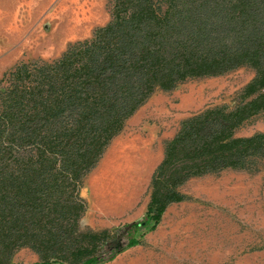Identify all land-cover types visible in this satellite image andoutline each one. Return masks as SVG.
Here are the masks:
<instances>
[{"label":"trees","instance_id":"trees-1","mask_svg":"<svg viewBox=\"0 0 264 264\" xmlns=\"http://www.w3.org/2000/svg\"><path fill=\"white\" fill-rule=\"evenodd\" d=\"M242 102L184 119L151 179L146 214L81 226L84 178L157 91L241 66ZM264 111V0H111L109 21L52 60L0 77V264H103L141 244L189 180L264 163V132L236 136ZM29 248L38 259L15 262Z\"/></svg>","mask_w":264,"mask_h":264},{"label":"rangeland","instance_id":"rangeland-1","mask_svg":"<svg viewBox=\"0 0 264 264\" xmlns=\"http://www.w3.org/2000/svg\"><path fill=\"white\" fill-rule=\"evenodd\" d=\"M110 12L111 0H0V77L20 61L57 58L70 43L90 38L105 25ZM254 76L255 70L245 65L221 76L186 80L171 91L157 90L126 120L84 178L80 193L87 208L81 226L110 229L141 219L152 175L181 122L207 108L237 106ZM259 132H264V111L246 121L236 136ZM138 153L148 155L145 168L139 179L118 190L134 171L129 156ZM111 171L112 178L103 179ZM112 182L102 199L94 200L97 187ZM180 190L185 199L167 208L141 244L103 264H264V163L258 169L192 178ZM12 259L27 263L38 257L21 248Z\"/></svg>","mask_w":264,"mask_h":264},{"label":"crops","instance_id":"crops-1","mask_svg":"<svg viewBox=\"0 0 264 264\" xmlns=\"http://www.w3.org/2000/svg\"><path fill=\"white\" fill-rule=\"evenodd\" d=\"M132 164H133V173H129L123 183V186L118 189V190H123L124 191V187L125 185L128 183H134L137 179H139L140 177V174H141V170H142V166L144 167V163L145 161H147L149 158H148V155L145 153V154H136L134 156H129ZM145 168V167H144ZM114 175L113 171L109 172L108 174H106L105 176H103V179L105 177V180H110L112 178V176ZM88 180V179H87ZM95 200V199H94Z\"/></svg>","mask_w":264,"mask_h":264},{"label":"bare ground","instance_id":"bare-ground-1","mask_svg":"<svg viewBox=\"0 0 264 264\" xmlns=\"http://www.w3.org/2000/svg\"><path fill=\"white\" fill-rule=\"evenodd\" d=\"M112 165H113V163H111V165H110V167L108 168V169H111V167H112ZM101 176H102V174H101ZM104 176V175H103ZM99 179V178H98ZM97 179V184L99 185V180ZM101 182V181H100ZM102 183V182H101ZM96 184V185H97ZM108 184V183H107ZM118 184H121V182L120 181H118L117 183L115 182V185H114V183L112 182L111 184H109V186L107 185V188L106 187H97V189H96V192H97V196H96V199L95 200H100V199H102V197L100 196V194H103V195H105L106 194V192L109 190V188H110V186H118ZM101 186H103V184L101 185ZM88 188H89V185L87 186ZM96 187V186H95ZM95 190V189H94ZM96 194V193H95ZM104 197V196H103Z\"/></svg>","mask_w":264,"mask_h":264}]
</instances>
